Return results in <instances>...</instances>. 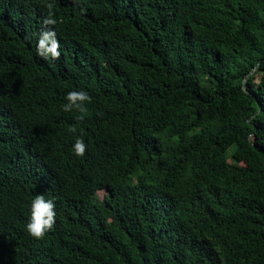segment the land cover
Returning <instances> with one entry per match:
<instances>
[{
	"label": "trees",
	"instance_id": "16d2710c",
	"mask_svg": "<svg viewBox=\"0 0 264 264\" xmlns=\"http://www.w3.org/2000/svg\"><path fill=\"white\" fill-rule=\"evenodd\" d=\"M0 264H264V0H0Z\"/></svg>",
	"mask_w": 264,
	"mask_h": 264
},
{
	"label": "clouds",
	"instance_id": "9594fccd",
	"mask_svg": "<svg viewBox=\"0 0 264 264\" xmlns=\"http://www.w3.org/2000/svg\"><path fill=\"white\" fill-rule=\"evenodd\" d=\"M47 13L43 20V25H56L57 19L53 10V4H47ZM83 11V10H82ZM36 53L44 59L56 60L61 56V45L57 38V33L54 27H45L37 34ZM65 102L61 105L64 112L76 111L79 115L77 120L83 121L88 113V105L92 98L87 91L74 90L67 93L64 98ZM70 131L77 133V128L73 125ZM86 142L83 134L75 135L74 143L72 144V153L77 157H83L86 152ZM56 200L55 197L46 198L43 194H37L30 204V215L25 225L27 233L36 239H42L54 226L56 221Z\"/></svg>",
	"mask_w": 264,
	"mask_h": 264
},
{
	"label": "rangeland",
	"instance_id": "374dc122",
	"mask_svg": "<svg viewBox=\"0 0 264 264\" xmlns=\"http://www.w3.org/2000/svg\"><path fill=\"white\" fill-rule=\"evenodd\" d=\"M103 193H100V195H102Z\"/></svg>",
	"mask_w": 264,
	"mask_h": 264
}]
</instances>
